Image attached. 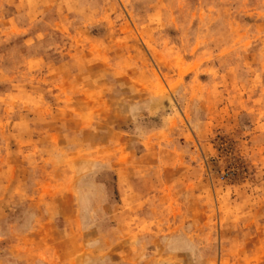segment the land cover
Wrapping results in <instances>:
<instances>
[{"label": "rangeland", "instance_id": "374dc122", "mask_svg": "<svg viewBox=\"0 0 264 264\" xmlns=\"http://www.w3.org/2000/svg\"><path fill=\"white\" fill-rule=\"evenodd\" d=\"M0 264H264V0H0Z\"/></svg>", "mask_w": 264, "mask_h": 264}]
</instances>
